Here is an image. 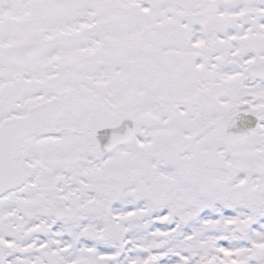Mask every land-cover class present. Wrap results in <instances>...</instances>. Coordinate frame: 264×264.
<instances>
[{
  "label": "snow or ice",
  "instance_id": "snow-or-ice-1",
  "mask_svg": "<svg viewBox=\"0 0 264 264\" xmlns=\"http://www.w3.org/2000/svg\"><path fill=\"white\" fill-rule=\"evenodd\" d=\"M0 264H264V0H0Z\"/></svg>",
  "mask_w": 264,
  "mask_h": 264
}]
</instances>
